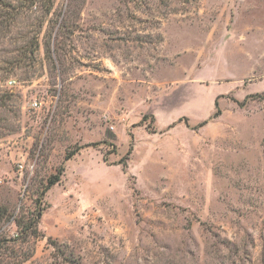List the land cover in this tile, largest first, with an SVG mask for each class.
<instances>
[{"label": "rangeland", "instance_id": "1", "mask_svg": "<svg viewBox=\"0 0 264 264\" xmlns=\"http://www.w3.org/2000/svg\"><path fill=\"white\" fill-rule=\"evenodd\" d=\"M2 2L0 264H264V0Z\"/></svg>", "mask_w": 264, "mask_h": 264}, {"label": "trees", "instance_id": "2", "mask_svg": "<svg viewBox=\"0 0 264 264\" xmlns=\"http://www.w3.org/2000/svg\"><path fill=\"white\" fill-rule=\"evenodd\" d=\"M28 4H30V7L32 9L31 10L32 14L42 13V14H45L46 16H48L52 13V11L54 9V0H28ZM33 8L35 10H33ZM7 11H13V12H7ZM22 11H23L22 6H12L11 4H7L5 2H2V0H0V27L1 26L2 27L3 26L4 27L10 26L14 20L19 19L20 13ZM7 18H9V21H7ZM41 27H43V26H41ZM64 27H65V25L63 26V29H64ZM37 35L40 36L39 33ZM37 35H36V38L33 37L32 41H29V43H32V45L35 47L33 50H30L31 54H35L36 52H38L40 50V37ZM44 49H45V54H46L47 58L51 59V61H52V62H50V64L54 65V63H55L54 54H56L58 52V50L56 48V43H54V47H53L51 41L46 42L44 44ZM13 67H16V65H13ZM247 98H249V97H247ZM218 99L219 98H217L215 101L216 112L213 114V116L210 117L209 120L204 121L201 124V126L206 125L210 120L217 119L221 115V111L219 109ZM0 101H1V96H0ZM245 101L244 102H238L237 101V103L243 107L245 104ZM130 136L132 138V135H130ZM93 146H94V144L77 146L74 150L66 152L62 164L56 169V172L47 179L46 185L43 187V189H41L39 196H38L39 197L38 198V204L39 205H36L33 212L28 214V217H26L25 220H23V222L22 221L18 222L19 223L18 226L21 228L20 232L17 233L18 237L22 236V237L27 238L28 236H35L38 234V224L40 223V220L42 219L44 212L46 210V208L43 207L42 203H41L43 198L50 191V189L52 187L61 183V181L65 175V172H66V163L68 161L72 160L76 155H78L82 149L88 148V147H93ZM105 161H106V159H105ZM2 216H3V213H1V210H0V218ZM5 243H6L5 239L0 238V255H1V251H2Z\"/></svg>", "mask_w": 264, "mask_h": 264}, {"label": "built area", "instance_id": "3", "mask_svg": "<svg viewBox=\"0 0 264 264\" xmlns=\"http://www.w3.org/2000/svg\"><path fill=\"white\" fill-rule=\"evenodd\" d=\"M16 81L15 80H10L9 82H8V85L10 86V87H12V86H14V85H16ZM37 103H35V106L37 107ZM19 170H20V172H23V170H24V164L23 163H20L19 164Z\"/></svg>", "mask_w": 264, "mask_h": 264}, {"label": "crops", "instance_id": "4", "mask_svg": "<svg viewBox=\"0 0 264 264\" xmlns=\"http://www.w3.org/2000/svg\"><path fill=\"white\" fill-rule=\"evenodd\" d=\"M76 158H77V156H76ZM76 158H74V159H76Z\"/></svg>", "mask_w": 264, "mask_h": 264}]
</instances>
